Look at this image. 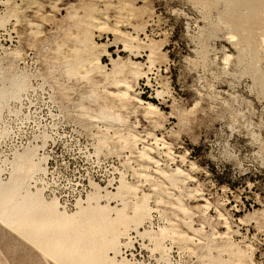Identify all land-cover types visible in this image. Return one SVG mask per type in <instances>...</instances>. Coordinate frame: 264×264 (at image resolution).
<instances>
[{
  "label": "rangeland",
  "instance_id": "rangeland-1",
  "mask_svg": "<svg viewBox=\"0 0 264 264\" xmlns=\"http://www.w3.org/2000/svg\"><path fill=\"white\" fill-rule=\"evenodd\" d=\"M129 1L134 16L128 10L118 12L121 0H0V74L20 73L25 79L20 97L10 100L0 115L1 177L11 176V164L19 155L37 159L39 169L28 179L30 190L47 201L57 199L68 214L77 212L80 199L84 203L99 191L101 204L117 205L120 197L112 195L118 193L121 179L126 182L120 193L128 212L148 195L151 209L138 226L141 233L131 226L120 238V264H237L219 247V237L205 240V234L186 229L188 216L174 208L178 197L192 207L195 228L204 221L209 236L230 232L250 258L264 264V61L257 60L250 47L237 58L238 47L226 37L246 13L257 25L264 18V0L253 8L247 1L236 5L233 0ZM70 5L79 12L92 7L107 12V23L91 31L98 41L111 44L114 56L129 53L114 44L111 28L135 32L134 23L142 37L143 31L148 33L167 52L166 59L156 62L150 80L142 77L135 87L160 105L156 122L146 120L141 108L135 110L136 102L122 110L120 130L135 138L124 140L105 121L84 115L76 101L62 104L55 98L60 62L73 45L72 36L80 32L69 16ZM139 51V59L146 61L144 49ZM225 53H234L228 64L222 60ZM103 61L109 64V57ZM69 92L78 97L77 91ZM149 144L160 162L146 168L139 151ZM178 165L184 173H174L179 178L175 185L157 171L160 166L172 174ZM203 198L209 199V206ZM171 221L193 238L177 231L156 248L142 234H156ZM93 244L94 257L114 255L101 239ZM0 264L59 263L0 222Z\"/></svg>",
  "mask_w": 264,
  "mask_h": 264
},
{
  "label": "bare ground",
  "instance_id": "bare-ground-1",
  "mask_svg": "<svg viewBox=\"0 0 264 264\" xmlns=\"http://www.w3.org/2000/svg\"><path fill=\"white\" fill-rule=\"evenodd\" d=\"M233 1L236 5H241L243 1H247L246 6L253 8L258 1L263 0ZM229 3H231V0H229ZM133 7L131 1L121 0L118 12L128 10V15L134 16ZM70 12L72 13L70 14ZM68 13L74 19V26L78 27L80 32L72 36L73 45L68 48L62 57L63 60L60 62L62 64L60 66L62 77L57 80L55 98L62 101V104L74 100L78 103L77 106L84 115L105 121L108 127H114L116 133H121L124 140H128V137L135 138L134 133L129 131L124 135L120 130L122 121H124L122 110L128 108L130 101L136 102L135 110L138 109L137 107L141 108L142 115L146 120L156 122V117L161 114L160 105L146 100L135 87L139 84L140 78H150V72L155 68L156 62H161L160 57L166 59L167 52L163 49L161 42H157L154 37L143 30V35H145L142 37L134 23L135 32L122 30L118 25L111 28L114 35V44L121 46L119 50L129 53L127 57H122L120 54L114 56L110 50L111 44L98 41L91 31L92 27L100 28L107 23L109 19L107 12L100 11V9L95 11L94 7L86 9V11L82 9L79 12L78 8L70 5ZM245 16L246 18L240 22L237 29L228 30L226 37L238 47L239 56L237 58L244 57L247 48L250 47L254 50L257 60L262 63L264 60H262L260 52L264 49V18L256 21L257 25H253L252 17L247 13ZM141 27H139L140 30ZM247 31L249 32L246 33ZM256 32L257 37L253 34ZM140 47L145 51L146 61L139 59L142 54L139 51ZM233 54L225 53L224 59H222L223 62L228 64ZM106 56L109 57V64L103 61ZM0 81L1 115L2 110L10 100L20 97L25 79L20 73H10L5 76L0 74ZM69 91H77L78 97L73 99ZM157 93V95L161 94L160 92ZM155 139L162 141L168 147V143L163 138L156 137ZM154 150L155 146L149 144L139 151L143 159L142 166L148 168L152 164H159L160 161L153 154ZM36 160H31L30 156H17L11 164V176L7 180L1 177L0 168V222L11 230L21 233V236L28 242L59 264H120L117 259V255L121 252L122 240L120 238L127 231L129 232L131 226H134L139 234L141 233L138 226L148 216L151 209L148 195L144 194L133 204L131 212H128V202L120 193L126 186V182L121 179L118 193L112 195L113 197H120L117 205L112 206L110 202L101 204L100 200L103 196L99 191L93 194L90 193L84 203L80 199L77 206L78 210L76 209L77 212L68 214L67 211L60 208L57 199L47 201L39 191L33 192L30 190L28 179L39 169ZM157 171L170 179V183L173 185L179 180L175 177V174L184 173L181 165H178L172 174L164 171L160 166ZM110 195L107 193V196L111 198ZM203 200H205V207H207L206 205L209 206V199L203 198ZM174 208L188 216V220H184L185 227H187V230L194 232L193 234L203 233L202 235L205 234V237H203L205 240L211 237L214 242L219 237L220 242L217 244H220L219 247L224 248L229 253L230 258H236L237 264H257L243 248L232 240L230 232L219 233L214 231L209 236L205 233L204 221L200 227L195 228L192 219L193 209L186 206L181 198H177ZM226 225L228 229H231L232 224L227 222ZM179 226L177 222L171 221L170 227L165 226L156 234L148 230L142 231V234L147 235L156 248H161L163 240L169 234L175 235L177 231L185 239L193 238V235L187 233L186 230H180ZM88 237L91 240H87ZM97 239H101L103 248L112 249L114 255L105 254L104 259L94 257L96 251L93 247V241ZM69 242H72V244L69 245ZM82 258L90 259L80 261ZM167 264L170 263L167 262Z\"/></svg>",
  "mask_w": 264,
  "mask_h": 264
}]
</instances>
